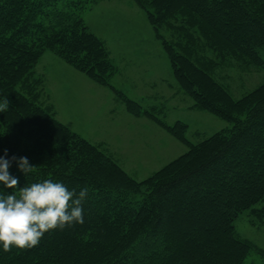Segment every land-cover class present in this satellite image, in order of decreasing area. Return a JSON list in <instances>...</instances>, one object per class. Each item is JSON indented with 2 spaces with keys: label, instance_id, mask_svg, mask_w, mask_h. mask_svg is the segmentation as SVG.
<instances>
[{
  "label": "trees",
  "instance_id": "obj_1",
  "mask_svg": "<svg viewBox=\"0 0 264 264\" xmlns=\"http://www.w3.org/2000/svg\"><path fill=\"white\" fill-rule=\"evenodd\" d=\"M100 1L0 0V97L9 102L0 112V155L7 149L33 166L26 175L14 162L8 169L17 189L44 179L87 189L83 223L49 230L32 248H0V264H244L258 248L235 221L264 215V83L234 99L216 77L233 62L264 70V0H134L193 107L233 124L195 144L187 124H165L110 84V52L81 16ZM46 52L188 150L144 181L132 178L41 104L34 68Z\"/></svg>",
  "mask_w": 264,
  "mask_h": 264
},
{
  "label": "rangeland",
  "instance_id": "obj_2",
  "mask_svg": "<svg viewBox=\"0 0 264 264\" xmlns=\"http://www.w3.org/2000/svg\"><path fill=\"white\" fill-rule=\"evenodd\" d=\"M81 16L110 52L116 69L110 84L128 99L151 109L169 126L178 121L187 124L185 138L194 144L233 126L193 107L172 75L147 14L134 0H103ZM261 57L264 60V51ZM34 77L39 81L41 104L50 107L62 124L100 146L139 182L188 150L148 115L128 113L109 87L93 82L51 52L38 61ZM216 78L234 99H240L264 83V70L233 62L219 70ZM235 227L242 239L258 248L250 251L244 264H264V215L244 212Z\"/></svg>",
  "mask_w": 264,
  "mask_h": 264
},
{
  "label": "clouds",
  "instance_id": "obj_3",
  "mask_svg": "<svg viewBox=\"0 0 264 264\" xmlns=\"http://www.w3.org/2000/svg\"><path fill=\"white\" fill-rule=\"evenodd\" d=\"M8 105L0 97V112ZM13 162L25 175L33 168L25 156L8 157L7 149L0 155V248H32L49 230L83 223L86 188L76 192L59 180L44 179L17 189L18 179L8 171Z\"/></svg>",
  "mask_w": 264,
  "mask_h": 264
}]
</instances>
